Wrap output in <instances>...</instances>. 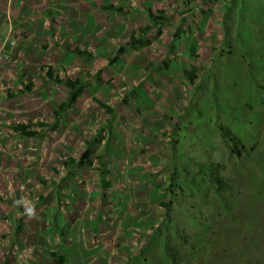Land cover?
I'll use <instances>...</instances> for the list:
<instances>
[{"label": "rangeland", "instance_id": "374dc122", "mask_svg": "<svg viewBox=\"0 0 264 264\" xmlns=\"http://www.w3.org/2000/svg\"><path fill=\"white\" fill-rule=\"evenodd\" d=\"M0 264H264V0H0Z\"/></svg>", "mask_w": 264, "mask_h": 264}, {"label": "trees", "instance_id": "16d2710c", "mask_svg": "<svg viewBox=\"0 0 264 264\" xmlns=\"http://www.w3.org/2000/svg\"><path fill=\"white\" fill-rule=\"evenodd\" d=\"M114 5H110L108 8H114ZM117 10L122 11L123 7L122 6H118L116 7ZM163 12V11H162ZM149 17L151 18L152 21H154L155 23L158 24H162L165 20H167L166 16L163 17H159L155 14V11L150 8L149 9ZM151 28H153V25H146L144 27H141L139 29H135L131 35L130 38L128 40V45L133 46V47H137V46H141L144 44H147L149 41L148 40H143L142 38H138L137 34L140 33V37H143ZM69 50H71L72 47H67ZM75 53L80 54V55H87V56H93V52L92 51H88V50H83L80 48H75L72 49ZM125 52V47L124 45L120 46L118 49V54L121 55ZM119 55H116L114 57H111L109 60L111 63L116 62L119 59ZM45 68V67H44ZM44 68L43 71H44ZM197 70L198 67L196 64H191L190 68L186 69L184 71L185 76L189 79V80H195L197 79ZM45 75L47 76L48 79H52V80H57L59 82L64 83L68 89H69V93L67 95V99L65 101L62 102V104L59 106V108L54 112V115L56 117V120L58 121L60 115L66 110V108L75 100L78 99V97L83 93L84 90V86L83 83L80 79L76 78V79H72V78H60L58 76H55L54 72H52V66L49 67V71L45 72ZM107 109L110 113L113 112V108L111 106H107ZM55 122L53 124L50 125V127L54 130L57 128L58 126V122ZM13 129L20 132L21 134L25 135V136H36V135H40L42 133L41 130H37V129H32L31 126H28L27 124H23V123H16L14 125H12ZM236 140V138L234 139ZM94 142H98L96 141V137H94L93 139H88L86 141V148L85 151L83 153V155L81 156L79 163L82 165L85 164H93V154H94V149H93V143ZM238 143V142H237ZM72 161L75 162L74 158H72ZM218 180V179H216ZM61 260H64V257H61Z\"/></svg>", "mask_w": 264, "mask_h": 264}, {"label": "clouds", "instance_id": "9594fccd", "mask_svg": "<svg viewBox=\"0 0 264 264\" xmlns=\"http://www.w3.org/2000/svg\"><path fill=\"white\" fill-rule=\"evenodd\" d=\"M29 215H33L34 213L32 212V209H28Z\"/></svg>", "mask_w": 264, "mask_h": 264}]
</instances>
